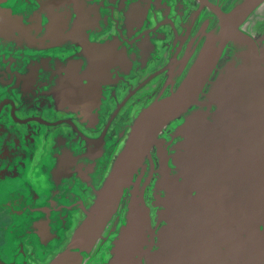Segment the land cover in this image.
Listing matches in <instances>:
<instances>
[{
    "label": "water",
    "instance_id": "1",
    "mask_svg": "<svg viewBox=\"0 0 264 264\" xmlns=\"http://www.w3.org/2000/svg\"><path fill=\"white\" fill-rule=\"evenodd\" d=\"M0 264H264V0H0Z\"/></svg>",
    "mask_w": 264,
    "mask_h": 264
},
{
    "label": "rangeland",
    "instance_id": "2",
    "mask_svg": "<svg viewBox=\"0 0 264 264\" xmlns=\"http://www.w3.org/2000/svg\"><path fill=\"white\" fill-rule=\"evenodd\" d=\"M11 217L8 214V211L5 209H0V239L3 238V233L5 230V226L8 223Z\"/></svg>",
    "mask_w": 264,
    "mask_h": 264
},
{
    "label": "flooded vegetation",
    "instance_id": "3",
    "mask_svg": "<svg viewBox=\"0 0 264 264\" xmlns=\"http://www.w3.org/2000/svg\"><path fill=\"white\" fill-rule=\"evenodd\" d=\"M10 220V219H9ZM3 239V238H2ZM2 239H0V243L2 242Z\"/></svg>",
    "mask_w": 264,
    "mask_h": 264
}]
</instances>
